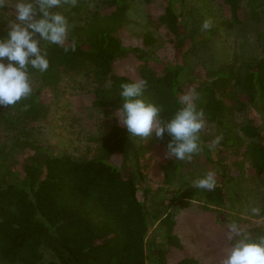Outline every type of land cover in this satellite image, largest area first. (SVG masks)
Returning <instances> with one entry per match:
<instances>
[{
	"label": "trees",
	"instance_id": "obj_1",
	"mask_svg": "<svg viewBox=\"0 0 264 264\" xmlns=\"http://www.w3.org/2000/svg\"><path fill=\"white\" fill-rule=\"evenodd\" d=\"M244 1L220 0L229 14L223 21L225 29L244 22ZM132 2L77 0L75 6L58 9L70 25L65 46L75 41V51L47 46L50 67L45 73L32 71V95L13 107L0 106V118L16 132L10 140L0 141V264H212L191 249L193 234L186 239L180 228V211L195 200L206 202L203 208L212 210L221 230L235 220L253 237L260 235L239 219L224 217L219 207L226 201L230 182L229 150L250 161L264 187V38L262 58L208 76L187 77L180 60L165 62L155 53L162 36L187 56L184 0H145L148 27L140 47L126 45L123 38ZM263 2L247 0L252 17L258 16ZM6 26L0 15V36L6 35ZM223 26L206 30V39ZM123 62L135 67L136 77L119 71ZM78 73L97 85L91 106L110 118L112 125L108 134L89 137L96 146L86 154L52 153L33 140L26 126L48 116L59 102L62 80ZM139 80L148 82L144 98L163 106L162 117L171 114L178 96L195 94V103L204 113L202 152L216 167L214 189L187 183L179 162L160 164V188L168 186L170 197L155 211L148 208L145 201L153 184L142 160L143 139L132 137L114 115L120 85ZM48 93L56 100L48 102ZM247 107L257 109L259 119L238 124L235 114ZM211 130L214 135L208 139ZM216 137L219 144L209 149ZM169 139L154 134L153 141L167 148ZM155 223L162 227L163 242L150 236Z\"/></svg>",
	"mask_w": 264,
	"mask_h": 264
},
{
	"label": "rangeland",
	"instance_id": "obj_2",
	"mask_svg": "<svg viewBox=\"0 0 264 264\" xmlns=\"http://www.w3.org/2000/svg\"><path fill=\"white\" fill-rule=\"evenodd\" d=\"M220 4V0H184L183 44L187 56L178 53L171 43L160 36V41L155 48L158 58L165 62L180 60L185 65V74L190 75L189 77L198 73L208 76L219 69L241 65L245 60L248 62L262 58L264 2L257 8L258 16L252 17L251 8L247 5V0L244 1L242 3L244 22L231 29H225L223 26V21L228 19L229 14ZM94 5V3L91 4L92 7H95ZM129 13L130 20L123 38L126 45L140 47L144 31L148 27L145 0H133ZM0 15L8 24L13 18L11 7L0 10ZM205 20L210 21V28L218 26L223 28L206 39L207 33L201 28ZM119 67V71H126L136 77V69L132 65L123 62ZM96 87L95 82L87 78L84 73L65 77L61 82L58 104L52 106L46 118L27 123L26 127L31 132L33 140L52 153L67 152L79 156L91 151L96 145L94 141L89 140V137L108 134L112 125L110 118L91 106ZM52 100L56 99L53 94L48 93L47 101ZM257 119H259V111L251 107L237 111L235 114L238 124L252 123ZM14 131L0 118V141L10 140L16 133ZM213 135L214 131L211 130L207 133L208 139H211ZM153 138L154 133L143 138L145 149L142 153V160L146 166L145 172L153 186L147 199L142 191L140 193L141 199H146L145 203L151 211H155L163 202L167 203L170 197L169 192L166 191L169 189L168 186L160 188L163 178L159 170L160 164L171 161L181 163L187 183H192L196 177L209 171L216 174V167L207 161L202 151L194 155L190 161H176L172 157H166L167 148L154 142ZM227 160L230 182L226 186V201L219 209L224 217L237 218L243 226H249L254 232L264 234V217L251 214L252 207L261 209L263 184L255 178L247 158L241 154L234 155L229 150ZM235 160L240 165L235 164ZM205 203L202 200H195L185 210L180 211L178 215L180 228L183 229L186 239L189 238L188 234H193V241L189 246L193 251L198 252L197 255H205L212 264H221L231 246L228 238L229 226L221 230L212 210L203 208ZM211 208L216 206L212 205ZM222 222L219 221V223ZM161 228L158 223H155L150 231V236L153 235L156 242L164 241Z\"/></svg>",
	"mask_w": 264,
	"mask_h": 264
},
{
	"label": "clouds",
	"instance_id": "obj_3",
	"mask_svg": "<svg viewBox=\"0 0 264 264\" xmlns=\"http://www.w3.org/2000/svg\"><path fill=\"white\" fill-rule=\"evenodd\" d=\"M77 0H0V10L11 7L13 18L6 26V35L0 36V106L13 107L33 93L32 71L45 73L50 67L47 46H63L64 51H75V41L65 46L70 25L67 16L59 11L62 6H75ZM211 23L205 20L201 28L208 30ZM146 80L122 83L118 93L119 106L115 116L132 137L157 138L167 135L166 157L176 161H190L200 153V132L204 126L203 110L195 103V94L178 96L176 107L162 117L163 106L147 101L144 92ZM220 137L207 145L215 149ZM193 185L202 190L216 187V176L209 171L196 177ZM259 217L261 209L251 208ZM231 246L221 264H264V234L253 237L249 231L233 220L229 225Z\"/></svg>",
	"mask_w": 264,
	"mask_h": 264
}]
</instances>
